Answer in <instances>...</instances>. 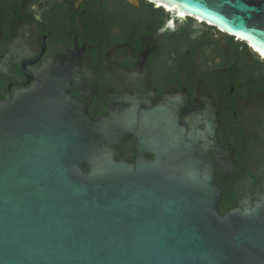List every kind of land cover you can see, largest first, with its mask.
<instances>
[{
    "label": "water",
    "instance_id": "95a60500",
    "mask_svg": "<svg viewBox=\"0 0 264 264\" xmlns=\"http://www.w3.org/2000/svg\"><path fill=\"white\" fill-rule=\"evenodd\" d=\"M146 1L264 56V0ZM140 113L97 123L48 65L0 101V264H264V196L222 213L207 130ZM133 130L142 156L117 159Z\"/></svg>",
    "mask_w": 264,
    "mask_h": 264
},
{
    "label": "flooded vegetation",
    "instance_id": "af4514ba",
    "mask_svg": "<svg viewBox=\"0 0 264 264\" xmlns=\"http://www.w3.org/2000/svg\"><path fill=\"white\" fill-rule=\"evenodd\" d=\"M47 65L97 123L112 112L194 117L213 148L221 211L264 196V56L247 42L146 0H0V101ZM135 131L117 159L142 156Z\"/></svg>",
    "mask_w": 264,
    "mask_h": 264
},
{
    "label": "trees",
    "instance_id": "16d2710c",
    "mask_svg": "<svg viewBox=\"0 0 264 264\" xmlns=\"http://www.w3.org/2000/svg\"><path fill=\"white\" fill-rule=\"evenodd\" d=\"M147 12L151 13V14H156L158 12H161V9H158V8H154V7H150ZM234 37V36H233ZM222 213H225L224 210H222Z\"/></svg>",
    "mask_w": 264,
    "mask_h": 264
}]
</instances>
